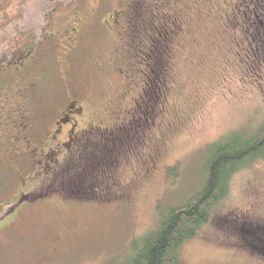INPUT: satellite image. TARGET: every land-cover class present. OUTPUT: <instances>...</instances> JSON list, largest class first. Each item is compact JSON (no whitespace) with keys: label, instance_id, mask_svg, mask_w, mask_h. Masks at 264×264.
I'll return each instance as SVG.
<instances>
[{"label":"rangeland","instance_id":"374dc122","mask_svg":"<svg viewBox=\"0 0 264 264\" xmlns=\"http://www.w3.org/2000/svg\"><path fill=\"white\" fill-rule=\"evenodd\" d=\"M130 1L0 0V57L7 60L18 46L51 54L49 39L58 47V63L66 67L69 58L62 47L88 30L82 49L100 64H111V71L93 80L80 66L67 87L87 105L94 123L109 126L139 92L138 71L157 64L150 55L139 57L144 61L136 65L127 55L129 46L120 41L119 28L104 37L99 33V20ZM157 1L144 0V9ZM249 1L177 0L183 23L164 64L163 100L145 123L149 133L144 125H134L131 136L122 137L125 146L102 152L99 166L110 173L106 187L111 192L122 189L125 200L106 206L52 201L13 213L0 209V264H127L130 243L156 230L170 208L201 190L210 145L225 136H251L264 125V60L249 50L255 39L246 30L251 25L246 7L260 9ZM173 2L168 0L165 7ZM50 86L61 88L54 78ZM91 184L86 192L101 196L104 183L91 180L87 186ZM19 185L12 180L9 196L0 197V208L15 200ZM228 195L198 234L181 245V263L264 264L263 253L246 246L249 237L241 233L245 222L264 227V159L241 168Z\"/></svg>","mask_w":264,"mask_h":264},{"label":"flooded vegetation","instance_id":"af4514ba","mask_svg":"<svg viewBox=\"0 0 264 264\" xmlns=\"http://www.w3.org/2000/svg\"><path fill=\"white\" fill-rule=\"evenodd\" d=\"M243 2L237 5L242 6ZM167 3L168 0H159L146 10L144 0H133L123 10L108 13L98 22L101 37L119 28L120 41L129 46L127 55L136 65L144 61L139 57L152 55L157 61L156 67L146 64L143 70L147 71H138L139 92L134 91L123 116L109 126L94 123L87 105L67 87L71 73L80 66H85L84 74L93 80H100L111 71V64H100L96 56L82 49L87 46L88 30H83L80 40L75 38L69 47H62L69 58L66 67L58 63L55 55L58 47L49 39L46 41L49 46L52 44L51 54L47 51L38 55L33 49L18 46L10 59L0 57V197L9 196L13 179L20 184L15 200L4 203L1 212L5 207L13 213L24 206L35 207L52 201L106 206L125 200L122 189L111 192L106 187L110 173L100 167L102 152L108 147L110 152L116 151L120 143L125 146L122 137L131 136L134 125L141 129L144 125L149 133L150 124L145 123H150L148 117L153 118V112L163 100L166 80L163 75L167 70L164 64L174 35L180 32L183 23L177 13V0L170 7H165ZM249 4L260 9L256 12L249 5L246 7L251 13L248 16L251 25L246 30L255 39V47L249 50L255 51L254 58L262 57L263 61L264 0H250ZM45 43L43 39L40 47ZM129 66L134 73L133 63ZM52 78L59 80L60 89H51ZM96 170L100 174L88 175ZM91 180L96 185L104 183L101 196L86 192L93 187V184L87 186ZM244 224L241 233L249 237L246 246L264 255V227Z\"/></svg>","mask_w":264,"mask_h":264},{"label":"trees","instance_id":"16d2710c","mask_svg":"<svg viewBox=\"0 0 264 264\" xmlns=\"http://www.w3.org/2000/svg\"><path fill=\"white\" fill-rule=\"evenodd\" d=\"M206 178L201 190L172 207L154 231L130 244L127 264H183L181 245L208 223L217 205L229 195L230 181L245 165L264 159V125L248 137H223L207 150Z\"/></svg>","mask_w":264,"mask_h":264}]
</instances>
